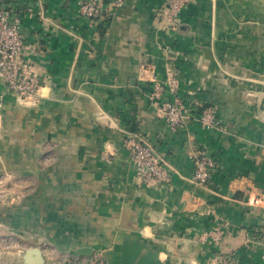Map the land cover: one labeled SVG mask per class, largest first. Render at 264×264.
<instances>
[{"label":"crops","instance_id":"1","mask_svg":"<svg viewBox=\"0 0 264 264\" xmlns=\"http://www.w3.org/2000/svg\"><path fill=\"white\" fill-rule=\"evenodd\" d=\"M78 1L0 0L21 12L42 78L35 106L0 81V152L32 181L14 230L76 261L104 250L107 264H207L234 251L237 264H264V0H195L173 30L165 0H124L102 25ZM171 73L191 112L178 131L150 99ZM207 106L219 129L201 126ZM135 130L167 161L162 186L131 159ZM201 149L218 163L204 186L193 180ZM213 214L230 222L219 246L200 239Z\"/></svg>","mask_w":264,"mask_h":264},{"label":"built area","instance_id":"2","mask_svg":"<svg viewBox=\"0 0 264 264\" xmlns=\"http://www.w3.org/2000/svg\"><path fill=\"white\" fill-rule=\"evenodd\" d=\"M194 1L165 0L159 9L160 14L165 16L163 27L168 30L175 29L182 9ZM78 4L82 17L95 25H102L107 21V17L114 15L124 4V0H111L108 4L98 0H79ZM27 38L22 29L19 10L13 4H0V81L17 96L21 104L35 106L42 98V78L34 67L33 56L36 50L28 48ZM179 85L178 76L171 73L165 81L154 79L150 92V99L172 131L185 127L191 118V112L179 95ZM198 119L201 126L207 130L221 127L217 111L211 106L205 107ZM125 143L144 184L162 186L170 176L165 158L139 131L130 132ZM217 165V160L207 150H198L194 154V182L199 186L206 185ZM259 200L256 199L255 202ZM213 217V227L203 232L200 239L204 242L209 240L219 246L230 227V222L219 214H213ZM256 240L264 248V232L257 235ZM245 245L249 246V243ZM65 264H107V258L104 252L94 251L80 261L66 259ZM207 264H237L235 252L217 251Z\"/></svg>","mask_w":264,"mask_h":264},{"label":"rangeland","instance_id":"3","mask_svg":"<svg viewBox=\"0 0 264 264\" xmlns=\"http://www.w3.org/2000/svg\"><path fill=\"white\" fill-rule=\"evenodd\" d=\"M29 176L27 170L13 165L8 154L0 152V264H24L22 256L33 244L25 232L18 233L12 226V222L16 221L14 219L19 212V196L26 193L32 186ZM24 204V208H26V200ZM46 247H43L42 250L45 252L47 264H65L66 259H71L66 254ZM94 251L105 252L104 250Z\"/></svg>","mask_w":264,"mask_h":264},{"label":"water","instance_id":"4","mask_svg":"<svg viewBox=\"0 0 264 264\" xmlns=\"http://www.w3.org/2000/svg\"><path fill=\"white\" fill-rule=\"evenodd\" d=\"M22 258L24 264H47V260L42 250L36 246L27 249Z\"/></svg>","mask_w":264,"mask_h":264},{"label":"trees","instance_id":"5","mask_svg":"<svg viewBox=\"0 0 264 264\" xmlns=\"http://www.w3.org/2000/svg\"><path fill=\"white\" fill-rule=\"evenodd\" d=\"M6 5H7V6H10L11 4H10V3H7ZM18 10H19V9H18ZM19 13L21 14V12H19ZM106 20H107V21L110 20V16L107 17ZM135 131H136V130H135Z\"/></svg>","mask_w":264,"mask_h":264}]
</instances>
